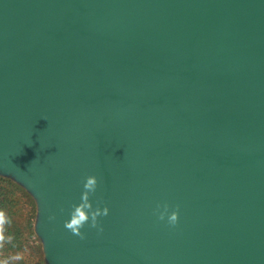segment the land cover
I'll use <instances>...</instances> for the list:
<instances>
[{
  "label": "water",
  "instance_id": "95a60500",
  "mask_svg": "<svg viewBox=\"0 0 264 264\" xmlns=\"http://www.w3.org/2000/svg\"><path fill=\"white\" fill-rule=\"evenodd\" d=\"M0 176L47 264H264V0H0Z\"/></svg>",
  "mask_w": 264,
  "mask_h": 264
},
{
  "label": "trees",
  "instance_id": "16d2710c",
  "mask_svg": "<svg viewBox=\"0 0 264 264\" xmlns=\"http://www.w3.org/2000/svg\"><path fill=\"white\" fill-rule=\"evenodd\" d=\"M33 197L18 183L8 177H0V211L5 212L9 223L5 225V240L0 245V264H33L39 250L31 246L30 236L35 218ZM32 253L23 260V250ZM20 256L21 259H15Z\"/></svg>",
  "mask_w": 264,
  "mask_h": 264
},
{
  "label": "clouds",
  "instance_id": "9594fccd",
  "mask_svg": "<svg viewBox=\"0 0 264 264\" xmlns=\"http://www.w3.org/2000/svg\"><path fill=\"white\" fill-rule=\"evenodd\" d=\"M98 187V178L95 175H88L84 178L83 191L80 196V203L72 206L69 213L70 218L64 221V228L71 232L74 236L80 239L85 238V233L81 230L88 225L90 228L97 229L98 232H103V227L100 224L99 217L107 216L109 209L107 206L100 208L98 205L94 208L91 197L96 193ZM161 207L163 210H161ZM159 220L163 221L167 218V223L170 226H176L179 219L178 207L176 210L169 212V206L167 204L157 205L155 210ZM55 215H50L48 219L50 221L55 220ZM9 223V219L5 212L0 211V245L5 240L4 229L5 225ZM15 259H21L20 256H16ZM6 264V262H4Z\"/></svg>",
  "mask_w": 264,
  "mask_h": 264
},
{
  "label": "rangeland",
  "instance_id": "374dc122",
  "mask_svg": "<svg viewBox=\"0 0 264 264\" xmlns=\"http://www.w3.org/2000/svg\"><path fill=\"white\" fill-rule=\"evenodd\" d=\"M2 177V176H0ZM34 210H35V218L33 219V230H32V235L30 236V244L29 247L34 246L37 248V250H39V255H37L36 259H32V263L33 264H47L46 263V259H45V253L43 250V244L41 242V239L39 238V236L37 235V233L35 232V225H36V217H37V205L36 202L34 200ZM23 260H26L27 256L30 255V253H32L30 250H23ZM33 254V253H32ZM9 264H14V263H10ZM27 264V263H25Z\"/></svg>",
  "mask_w": 264,
  "mask_h": 264
}]
</instances>
